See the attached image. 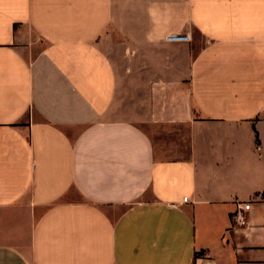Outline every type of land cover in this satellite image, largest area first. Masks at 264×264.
Returning a JSON list of instances; mask_svg holds the SVG:
<instances>
[{"label": "crops", "instance_id": "1", "mask_svg": "<svg viewBox=\"0 0 264 264\" xmlns=\"http://www.w3.org/2000/svg\"><path fill=\"white\" fill-rule=\"evenodd\" d=\"M0 264H264V0H0Z\"/></svg>", "mask_w": 264, "mask_h": 264}, {"label": "rangeland", "instance_id": "2", "mask_svg": "<svg viewBox=\"0 0 264 264\" xmlns=\"http://www.w3.org/2000/svg\"><path fill=\"white\" fill-rule=\"evenodd\" d=\"M115 33L113 31H108L106 34L102 35L100 39L97 40L102 46L103 49H106L110 52V42L115 40ZM117 38V37H116ZM29 42H33L35 45L33 48V53H36L40 48L46 45V42L39 37L35 32H31V35L28 36ZM118 40V39H117ZM197 114V113H196ZM198 115V114H197ZM145 127V126H144ZM71 192L66 196L68 199L74 200H83V197L75 189H71Z\"/></svg>", "mask_w": 264, "mask_h": 264}, {"label": "built area", "instance_id": "3", "mask_svg": "<svg viewBox=\"0 0 264 264\" xmlns=\"http://www.w3.org/2000/svg\"><path fill=\"white\" fill-rule=\"evenodd\" d=\"M166 41L169 42H185V41H191L192 37L188 33H172L168 35L166 38ZM188 197H184V201H187ZM246 210H248V204L247 203H238L237 209L234 212L233 218L237 222V224L244 226L248 223V216L246 214Z\"/></svg>", "mask_w": 264, "mask_h": 264}, {"label": "trees", "instance_id": "4", "mask_svg": "<svg viewBox=\"0 0 264 264\" xmlns=\"http://www.w3.org/2000/svg\"><path fill=\"white\" fill-rule=\"evenodd\" d=\"M205 254V251L204 250H201V251H197V252H195V257L197 258V257H201V256H203Z\"/></svg>", "mask_w": 264, "mask_h": 264}]
</instances>
